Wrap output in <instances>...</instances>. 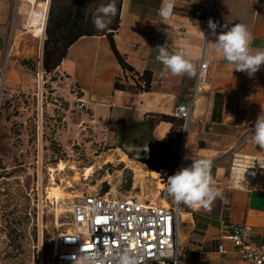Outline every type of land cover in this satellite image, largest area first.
Masks as SVG:
<instances>
[{
    "label": "crops",
    "instance_id": "crops-1",
    "mask_svg": "<svg viewBox=\"0 0 264 264\" xmlns=\"http://www.w3.org/2000/svg\"><path fill=\"white\" fill-rule=\"evenodd\" d=\"M20 1L0 0V54L13 7L14 29L23 16L17 12ZM165 7L166 0H122L114 39L135 76L122 68L106 35L80 38L51 74L60 79L55 85L59 91L87 102L85 111L92 124L113 130L118 146L126 153L132 147L129 152L141 156L143 163L153 168L149 160L155 161L161 166L156 169L158 174L167 178L177 169L176 155L182 145L189 157L185 167L194 159H211L213 183L223 195L211 211H182V264H247L235 251L227 227L232 223L251 225L256 241L264 242V168L252 191L231 190L227 187L231 164L227 151L264 111V65L251 78L236 71L235 65L216 54L208 21L217 24V34L224 26L242 23L254 36L252 47L264 49V0H215L213 5L211 0H175L167 18L164 11L161 14ZM166 42L170 52L187 47L197 69L201 56L209 62V88L200 96L185 134L175 110L189 97L196 76L161 74L164 69L156 60L157 46ZM13 56L14 46L10 45L5 67ZM144 75L149 78L147 89L138 86V77ZM116 83L123 87L117 88ZM162 115L171 118L157 119ZM146 145L147 152L135 150ZM243 151L264 156V149L253 140ZM156 153L160 159L154 158ZM221 246L224 253L219 252Z\"/></svg>",
    "mask_w": 264,
    "mask_h": 264
},
{
    "label": "rangeland",
    "instance_id": "rangeland-1",
    "mask_svg": "<svg viewBox=\"0 0 264 264\" xmlns=\"http://www.w3.org/2000/svg\"><path fill=\"white\" fill-rule=\"evenodd\" d=\"M21 3L17 12L23 16L14 29V6L1 40L0 264H55L53 243L68 221L75 196L111 191L158 204L173 200L162 175L154 178L150 170L155 169L131 158L118 146L113 130L92 124L87 112L78 109L77 99L55 86L61 83L58 77L50 74L42 86L37 74L46 32L29 26L36 16L30 14L35 2ZM10 45L14 56L5 67ZM89 167L92 171L86 176ZM57 187L63 193L59 199Z\"/></svg>",
    "mask_w": 264,
    "mask_h": 264
},
{
    "label": "built area",
    "instance_id": "built-area-1",
    "mask_svg": "<svg viewBox=\"0 0 264 264\" xmlns=\"http://www.w3.org/2000/svg\"><path fill=\"white\" fill-rule=\"evenodd\" d=\"M214 1L211 0L212 5ZM162 11L165 10H161V14ZM50 74L42 65L37 74L42 86L46 83L45 77ZM208 78L209 62L201 56L189 97L175 110V115L183 120L184 134L200 96L209 88ZM140 85L142 89L147 88L144 80ZM77 102L78 109L87 108L83 99L78 98ZM253 133L254 127L238 136L234 146L227 151L231 157L227 187L231 190L252 191L264 168L263 155L243 151L252 140ZM186 164L182 145L176 171ZM161 180L166 185L167 180ZM166 202L165 205L134 196L120 197L111 191L75 196L69 205L68 221L53 243L55 264H80L93 254L95 259H103L104 264H117L118 257L126 252L135 257L137 264H182V211L194 212L198 209L174 201ZM227 235L235 251L247 264H264V242L256 241L253 226L229 224ZM219 252H225L222 246Z\"/></svg>",
    "mask_w": 264,
    "mask_h": 264
},
{
    "label": "clouds",
    "instance_id": "clouds-1",
    "mask_svg": "<svg viewBox=\"0 0 264 264\" xmlns=\"http://www.w3.org/2000/svg\"><path fill=\"white\" fill-rule=\"evenodd\" d=\"M175 0H166L167 10L163 12L168 17ZM88 9H86V14ZM115 0L107 5H100L91 12V19L98 31H103L111 23V18L116 15ZM211 34L215 37L214 50L218 56L231 65H235L236 71L246 72L251 78L264 65V49H254L252 43L254 36L248 27L242 23L233 25L231 28L224 26L223 31L217 34V24L211 19L208 21ZM159 49L156 60L163 65L164 71L172 76L194 77L197 68L191 61V54L187 47L179 51L170 52L167 42ZM251 139L261 149H264V111L258 116L254 125V133ZM134 150L129 147V151ZM138 152L148 151V146L135 149ZM189 159V157H185ZM213 161L209 158L192 160L188 167L178 169L175 174L167 177L166 193L176 204H183L195 209L211 211L212 204L222 198L221 189L213 183L212 176ZM80 264H104L103 259H95V254ZM117 264H137L135 257L127 252L120 255Z\"/></svg>",
    "mask_w": 264,
    "mask_h": 264
},
{
    "label": "trees",
    "instance_id": "trees-1",
    "mask_svg": "<svg viewBox=\"0 0 264 264\" xmlns=\"http://www.w3.org/2000/svg\"><path fill=\"white\" fill-rule=\"evenodd\" d=\"M112 0H51L48 17L46 22V39L43 46V59L42 65L47 73H53L63 59L67 56L69 48L77 42L80 38L85 36H99L106 35L110 42L112 49L119 60L122 68L131 71L135 76V70L126 62L125 57L117 49L114 33L117 31L120 23V13L122 0H115V6L117 9L116 15L111 18V23L103 31H98L91 19V12L94 11L100 5H107ZM86 9L88 12L86 14ZM29 61H24L23 64L27 65ZM144 80L147 82V88L149 87V78L144 75L138 77V86L141 88L140 82ZM117 88L123 87V85L116 83ZM146 88V89H147ZM142 89V88H141ZM169 116H159V120L170 119ZM180 143V141H179ZM124 150V149H123ZM131 158L136 160L137 158L129 154ZM179 154L176 155L178 159ZM153 169H155L153 167ZM156 170V169H155ZM176 170L171 174H175ZM162 177L166 178L165 174ZM49 250L48 243H45L44 251L47 253Z\"/></svg>",
    "mask_w": 264,
    "mask_h": 264
},
{
    "label": "bare ground",
    "instance_id": "bare-ground-1",
    "mask_svg": "<svg viewBox=\"0 0 264 264\" xmlns=\"http://www.w3.org/2000/svg\"><path fill=\"white\" fill-rule=\"evenodd\" d=\"M22 1V0H21ZM31 2H35V6H33L34 8L31 10V13L32 12H35L36 13V16L32 17L29 21V26L31 27H36L38 28L39 30L42 31L43 35L45 33V29H46V21H47V16H48V9H49V6H50V0H46V1H36V0H30ZM19 3V2H18ZM23 3V2H22ZM19 4L20 5V8L22 7L23 4ZM18 5V6H19ZM19 9V7H18ZM29 10V9H28ZM21 12V10H20ZM24 12V11H23ZM5 81V79H4ZM123 160H125V158H123ZM61 170H64L65 167L64 165H61L59 167ZM74 168V167H73ZM91 167L87 168L86 169V173L85 175L88 176L90 175L91 173ZM150 174L154 177V178H159V174L153 170H150ZM79 178V177H78ZM77 180V178L75 179ZM69 186L72 187L73 185L69 182ZM56 191H57V197L58 199L59 198H62L63 196V193H62V189L61 187H57L56 188ZM167 204V203H166ZM186 215V214H185Z\"/></svg>",
    "mask_w": 264,
    "mask_h": 264
},
{
    "label": "water",
    "instance_id": "water-1",
    "mask_svg": "<svg viewBox=\"0 0 264 264\" xmlns=\"http://www.w3.org/2000/svg\"><path fill=\"white\" fill-rule=\"evenodd\" d=\"M127 153H128V154H131L129 151H128ZM131 155H132V154H131ZM133 156L142 159L141 156H139V155H133ZM154 158H155L156 160H157V159H160V156L158 155V153L154 154ZM152 160H153V159H152ZM149 161L152 163V165H153V167H154L155 169H161V166H157L155 161H154V163L151 161V159H150Z\"/></svg>",
    "mask_w": 264,
    "mask_h": 264
}]
</instances>
